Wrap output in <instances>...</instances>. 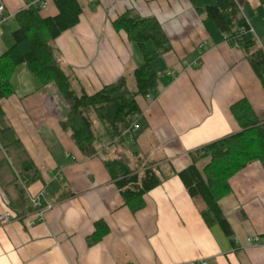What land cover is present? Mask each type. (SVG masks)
<instances>
[{
  "label": "crops",
  "instance_id": "1",
  "mask_svg": "<svg viewBox=\"0 0 264 264\" xmlns=\"http://www.w3.org/2000/svg\"><path fill=\"white\" fill-rule=\"evenodd\" d=\"M80 1V22L54 44L75 88L88 94L122 76L129 79L143 63L142 56L141 61L134 59L138 46L115 29L119 15L133 10L155 16L163 25L172 43L171 51L162 55L168 81L159 79L155 93L137 96L140 130L133 139L141 140L143 153L152 141L160 156L141 163L138 151L129 159L118 148L122 142L100 145L97 155L85 157L61 127L70 103L57 87L42 86L19 96L15 71L16 93L0 103L37 169L28 189L37 194L54 182L73 194L61 199L53 193L54 207L32 224L35 214L27 194L24 204L10 176L6 185L0 181V214L10 210L16 216L15 210L31 207L0 224V264H197L202 259L209 264H264V164L255 161L238 172L231 191L219 201L234 243L218 225H207L201 215L204 201L191 197L177 175L192 164L193 151L240 131L231 111L234 103L247 99L257 113H264V88L244 51L227 42L213 43L204 17L189 0ZM237 1L264 48V0ZM25 2L0 0L7 17L0 27ZM44 11L58 12L51 0ZM112 153L115 159L107 157ZM153 162L174 175L145 194L144 206L133 211L115 175ZM101 222L104 226L97 229Z\"/></svg>",
  "mask_w": 264,
  "mask_h": 264
},
{
  "label": "trees",
  "instance_id": "2",
  "mask_svg": "<svg viewBox=\"0 0 264 264\" xmlns=\"http://www.w3.org/2000/svg\"><path fill=\"white\" fill-rule=\"evenodd\" d=\"M51 1L58 10L56 15H48L33 6L15 15L18 28L11 32L13 44L0 55V101L16 93L12 78L19 65L24 64L43 87L54 84L64 100L70 103L61 127L70 134L85 157H93L99 152L101 140L95 130L94 119L102 123L110 145L124 142L126 137L122 133L123 129L130 127L141 115L137 96H149L157 90L160 73L153 62L158 55L171 51L172 43L155 16H141L133 10L125 11L113 24L116 30L124 31L142 52L143 63L133 72L135 88L130 87L127 76H122L115 83L104 86L94 94H88L84 89L75 88L73 75L63 68L54 44L60 35L80 22L82 2ZM189 1L204 17V25L212 42H227L234 48L242 49L264 88V48L243 15L239 2ZM150 42L155 46L153 51L147 45ZM231 111L240 125V131L193 151L192 164L177 175L191 197H200L204 201L201 215L207 225H218L234 243L233 229L219 201L231 191V179L238 172L255 161L264 164V113H257L247 99L234 103ZM206 159L203 167H200V161ZM117 168L120 166L117 165ZM173 175L172 170L153 162L134 169H121L115 179L117 188L131 209L136 211L144 206L145 194ZM9 176L19 197L27 204L21 180L29 184L38 177L37 169L0 103V181L3 185L7 184ZM48 190L53 202L51 197L56 191L61 199L73 194L66 185L54 182ZM29 210L30 206L15 210L16 216ZM101 226L104 223H99L97 229Z\"/></svg>",
  "mask_w": 264,
  "mask_h": 264
},
{
  "label": "rangeland",
  "instance_id": "3",
  "mask_svg": "<svg viewBox=\"0 0 264 264\" xmlns=\"http://www.w3.org/2000/svg\"><path fill=\"white\" fill-rule=\"evenodd\" d=\"M17 28H18V22H17L16 18L10 19L8 21V23L3 24L0 27V31H1V33H0V35H1L0 36V55L12 46L13 39L11 37V32ZM147 45H148L150 50H152V51L155 50V47H154L152 42H150ZM134 48H135L134 59L136 60L138 58V60L141 61L142 60L141 59L142 52L135 45H134ZM142 58H143V56H142ZM153 66L155 67V69L158 72H160V79L161 80L163 79L165 82H167L168 79L165 76L166 75L165 74L166 69H167L166 59L164 57H162V55H158V57L153 62ZM14 83L15 84L17 83V85L20 87L18 90L19 96H23V95H26L29 93H35L36 90H38L42 87V84L40 83V81L26 69L24 64L19 65V67L16 69V75L14 78ZM129 84H130V87L132 89L135 88V79L133 77V74L129 78ZM50 85H53V84H50ZM49 94H50V96L53 95L52 96L53 99H58L57 93L52 94V92H50ZM94 122H95V130L97 131L99 136H101L99 146L100 145H103V146L107 145L108 148L113 147V146L116 147L117 144H114V145L108 144V141H109L108 139H106L105 141H102V137H105V135L103 133L104 127L102 126V123L98 119H94ZM140 142H141V140H139V139H136L134 141V140H130V139L126 138L124 140L123 144L120 145L118 148H121L120 150H122L124 152V155H126L127 158H129V157L133 158L132 152H134L136 154L138 151H140V149H139L140 148ZM141 153L143 155V156L140 155L141 157H140L139 161L141 160V163H145V159L148 157H151L154 159H159V156H160V154L156 152L155 146H154L152 141L149 144V146H147V152L146 153L141 152ZM107 157L111 158V159H115L117 156L115 153L114 154L112 153ZM206 161H207V159L200 161V163H199L200 167H203V165Z\"/></svg>",
  "mask_w": 264,
  "mask_h": 264
},
{
  "label": "built area",
  "instance_id": "4",
  "mask_svg": "<svg viewBox=\"0 0 264 264\" xmlns=\"http://www.w3.org/2000/svg\"><path fill=\"white\" fill-rule=\"evenodd\" d=\"M25 1L26 2H25L23 9L33 6V7H38L41 10H46L50 2V0H25ZM5 12H6L5 6L3 4H0V22L1 23L6 22L7 20V17L5 16ZM200 47L204 48L205 44H201ZM139 130H140V123H139V118H138L133 122V124L130 127L124 128L122 133L126 138L133 140ZM21 183L30 200V203L33 208V212L35 214L34 218L31 220V223L35 224L38 221L44 220L45 212L47 210L52 209L55 205V203L50 199L48 187H44L37 194H32L30 193L28 186L24 182H22V180H21ZM15 217L16 216L14 215V213L10 210L3 212L0 214V224H5L11 221ZM248 241L252 243L255 240L252 238H248ZM197 264H209V260L202 259Z\"/></svg>",
  "mask_w": 264,
  "mask_h": 264
}]
</instances>
